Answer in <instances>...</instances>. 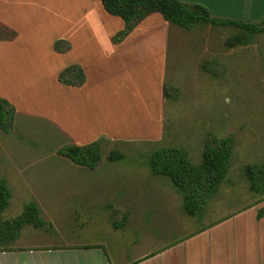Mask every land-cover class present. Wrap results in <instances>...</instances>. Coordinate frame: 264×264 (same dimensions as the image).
I'll list each match as a JSON object with an SVG mask.
<instances>
[{"label":"rangeland","instance_id":"rangeland-1","mask_svg":"<svg viewBox=\"0 0 264 264\" xmlns=\"http://www.w3.org/2000/svg\"><path fill=\"white\" fill-rule=\"evenodd\" d=\"M1 19L18 33L0 43V98L15 110L10 133L0 131V178L12 193L1 219L35 202L46 222L25 226L12 247L96 243L104 227L141 221L143 201L164 200L180 213L179 195L149 175L147 160L181 149L197 165L211 137L233 142L227 176L192 226L182 218L178 225L199 228L259 199L242 169L264 162V33L228 50L232 29L186 31L151 15L115 43L124 24L97 0H1ZM72 65L81 86L58 82ZM95 141L93 168L58 155ZM112 151L123 159L108 161ZM157 211L174 223L167 206Z\"/></svg>","mask_w":264,"mask_h":264},{"label":"crops","instance_id":"crops-1","mask_svg":"<svg viewBox=\"0 0 264 264\" xmlns=\"http://www.w3.org/2000/svg\"><path fill=\"white\" fill-rule=\"evenodd\" d=\"M179 1L203 5L218 18L258 22L264 16V0ZM3 21H0V43L18 36L16 28ZM147 170L152 178H162L152 176L148 167ZM32 203L40 214V206ZM141 203V213L145 214L141 221L133 220L136 225L132 226V222L130 227L122 229L104 227L101 241L63 248L11 245L10 251H0V264H264V200L258 199L199 228H190L191 218L182 212L181 200L180 213L170 209L171 205L164 200ZM148 204L151 210L147 211L144 207ZM161 204L167 206L166 215L172 217L174 223L169 225L168 220L159 215L157 209ZM178 218L189 225H178ZM18 237L19 234L14 243Z\"/></svg>","mask_w":264,"mask_h":264},{"label":"trees","instance_id":"trees-1","mask_svg":"<svg viewBox=\"0 0 264 264\" xmlns=\"http://www.w3.org/2000/svg\"><path fill=\"white\" fill-rule=\"evenodd\" d=\"M103 11L111 17L120 19L124 28L113 38L115 43L123 41L133 29L147 17L159 15L164 22L189 31L197 26L212 29L228 28L236 33L223 41L224 48L231 50L249 45L254 36L264 33V16L258 22L218 18L200 4L184 3L179 0H97ZM82 71L76 65L65 68L58 82L65 86L76 87L84 83ZM163 90V96L168 94ZM14 107L0 98V131L10 133ZM233 149L230 138L211 137L201 153V161L194 165L181 149H158L147 160V167L154 177L166 178L181 200L182 212L190 218H199L207 201L217 192L224 182ZM58 155L73 164L93 168L100 161V142L95 141L82 146H66ZM123 154L112 151L107 159L111 162L123 159ZM248 189L264 200V162L260 165H246L242 169ZM10 190L4 179L0 178V251H10L19 232L25 226L43 229L46 222L40 217L36 205L29 202L23 206L19 216L12 220H2L1 214L8 208ZM261 214V213H260ZM259 214V215H260ZM124 221V219H123ZM113 226L117 229L118 224Z\"/></svg>","mask_w":264,"mask_h":264}]
</instances>
